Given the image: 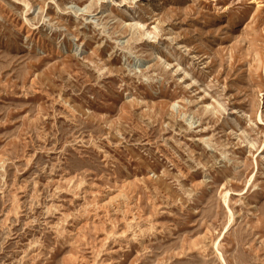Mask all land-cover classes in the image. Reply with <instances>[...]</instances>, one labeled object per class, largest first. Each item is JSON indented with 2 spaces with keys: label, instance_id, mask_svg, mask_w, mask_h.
<instances>
[{
  "label": "rangeland",
  "instance_id": "1",
  "mask_svg": "<svg viewBox=\"0 0 264 264\" xmlns=\"http://www.w3.org/2000/svg\"><path fill=\"white\" fill-rule=\"evenodd\" d=\"M0 264H264V0H0Z\"/></svg>",
  "mask_w": 264,
  "mask_h": 264
},
{
  "label": "bare ground",
  "instance_id": "2",
  "mask_svg": "<svg viewBox=\"0 0 264 264\" xmlns=\"http://www.w3.org/2000/svg\"><path fill=\"white\" fill-rule=\"evenodd\" d=\"M29 33V32H28ZM28 36H30V35H28ZM46 48V47H45ZM78 51V50H77ZM52 52V51H51ZM96 55V54H95ZM213 152V151H212Z\"/></svg>",
  "mask_w": 264,
  "mask_h": 264
}]
</instances>
